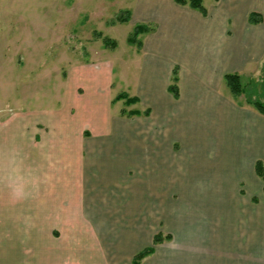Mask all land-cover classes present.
Listing matches in <instances>:
<instances>
[{
    "label": "crops",
    "instance_id": "obj_1",
    "mask_svg": "<svg viewBox=\"0 0 264 264\" xmlns=\"http://www.w3.org/2000/svg\"><path fill=\"white\" fill-rule=\"evenodd\" d=\"M172 1L135 0L132 17L167 31ZM241 20L211 55L247 83L263 61L264 24ZM174 44L144 40L141 71L131 76L133 95L167 129L162 136L125 133L113 109L114 71L100 60L68 69L57 104L0 114V264H131L151 245L158 216L157 233L170 238L140 264H264V181L255 172L256 161L264 166V114L232 97L217 102L211 120L227 128L217 140L201 134L208 116L195 106L180 103L173 115L182 79L175 98L167 62L186 54ZM173 135L185 142L178 154L168 148ZM160 137L165 157L155 158L160 145L151 141ZM219 160L226 164H204Z\"/></svg>",
    "mask_w": 264,
    "mask_h": 264
},
{
    "label": "rangeland",
    "instance_id": "obj_2",
    "mask_svg": "<svg viewBox=\"0 0 264 264\" xmlns=\"http://www.w3.org/2000/svg\"><path fill=\"white\" fill-rule=\"evenodd\" d=\"M134 3L135 0H0V114L25 109L34 103L44 108L57 104L68 69L75 64L99 60L108 63L114 71V91L134 96L131 76L141 71L144 51L143 47L137 49L128 43L127 38L136 24L145 23L153 30L139 36L142 42L158 35L160 40L172 38L174 45L186 49L184 56L178 51L181 55L172 54L167 62V67L177 66L178 77L182 79L183 102L181 98L173 101V115L183 107L180 103L195 106L201 115L208 116L201 134L212 137L211 140L226 136V124L215 118L211 120L216 103L226 102L229 97L244 103L246 97L244 94L234 97L230 93L222 77L223 72H228L217 65L211 53L226 45L235 26L250 12L258 13L259 23L264 24V0H203L208 10L206 16L172 1L175 6L167 31L159 30V23L155 21L135 22L131 12ZM124 11H129L130 17L121 22L119 16H125ZM103 37L114 40L115 45L105 44ZM151 45L154 46L153 42ZM262 60L255 75L246 74L247 83L245 78L241 80L264 104V57ZM254 79L258 85L251 81ZM148 107L151 110V103L145 102V98L132 105L124 104L123 99L113 104V109L119 110L125 120V133L162 136L167 129L160 121L151 120V111L145 113ZM134 109L140 114H126ZM159 139L161 137L151 144H159ZM184 143L181 137L173 135L168 140V148L172 154H178ZM159 145L155 158L165 157L161 153L164 144ZM188 150H192V146ZM154 160L159 162V159ZM204 164L225 165L226 160L215 164L204 161ZM155 165L151 166V171ZM153 175L151 182H157V186L161 179ZM158 191H161L158 187L153 190ZM158 217L151 219V235L164 229L163 220Z\"/></svg>",
    "mask_w": 264,
    "mask_h": 264
},
{
    "label": "trees",
    "instance_id": "obj_3",
    "mask_svg": "<svg viewBox=\"0 0 264 264\" xmlns=\"http://www.w3.org/2000/svg\"><path fill=\"white\" fill-rule=\"evenodd\" d=\"M218 1V0H215ZM175 4L181 6H189L191 9L198 11L202 16H206L208 10L203 3V0H173ZM125 16H119V21L125 22L129 20L130 12L124 11ZM261 17L256 12H250L248 14V21L250 23H259ZM152 27H149L145 23H138L133 27V31L128 36L127 41L130 44H134L137 49L142 47V40L139 39L140 35L145 33H149L152 31ZM103 42L110 46L115 45L114 40H110L109 37H103ZM179 77L177 66H175L172 70L170 83L168 85V91L173 95V97L177 98L179 96V85H178ZM223 81L227 88L229 89L230 93L234 97H238L239 95L244 94L246 97V102L251 104L258 112L264 114V104L254 95V93L249 90V86L242 82L241 76L238 73L228 72L223 75ZM124 100V104L132 105L138 102V98L136 96H129L127 92H119L113 99V101ZM150 111L149 109L145 110V113L148 114ZM127 115H138L140 114L139 110H129L126 112ZM255 172L256 174L264 181V166L261 161L255 162ZM264 190V186H263ZM169 235H163L161 233H156L153 236L151 245L143 248L142 250L138 251L134 254L132 258L131 264H140L141 261L147 257L148 255L152 254L154 251V246L162 241L169 239Z\"/></svg>",
    "mask_w": 264,
    "mask_h": 264
}]
</instances>
